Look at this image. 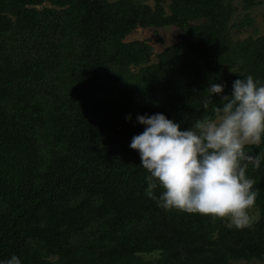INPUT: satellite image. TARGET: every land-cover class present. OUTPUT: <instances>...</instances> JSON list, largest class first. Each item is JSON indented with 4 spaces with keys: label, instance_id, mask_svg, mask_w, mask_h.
Wrapping results in <instances>:
<instances>
[{
    "label": "trees",
    "instance_id": "1",
    "mask_svg": "<svg viewBox=\"0 0 264 264\" xmlns=\"http://www.w3.org/2000/svg\"><path fill=\"white\" fill-rule=\"evenodd\" d=\"M258 3L240 0L234 20L231 0H0V262L228 264L264 255V161L246 172L259 190L257 219L237 230L160 207L129 147L145 128L137 115L163 113L186 130L217 116L235 79L264 84V32L236 35ZM166 25L178 39L155 60L147 38L124 39L136 26ZM213 83L223 92L204 109Z\"/></svg>",
    "mask_w": 264,
    "mask_h": 264
},
{
    "label": "clouds",
    "instance_id": "2",
    "mask_svg": "<svg viewBox=\"0 0 264 264\" xmlns=\"http://www.w3.org/2000/svg\"><path fill=\"white\" fill-rule=\"evenodd\" d=\"M223 89V84H211L203 108ZM220 102L216 118L197 120L186 130L163 113L137 115L145 128L132 137L129 147L139 152L148 173L146 195L160 207L227 219L229 228L243 230L257 219L250 211L259 190L246 172L249 165L258 170L264 161V84L251 75L235 79L231 93L222 95ZM253 146L260 151L253 154ZM0 264L21 261L12 255Z\"/></svg>",
    "mask_w": 264,
    "mask_h": 264
},
{
    "label": "rangeland",
    "instance_id": "3",
    "mask_svg": "<svg viewBox=\"0 0 264 264\" xmlns=\"http://www.w3.org/2000/svg\"><path fill=\"white\" fill-rule=\"evenodd\" d=\"M231 1L234 5L238 7L237 11H235L232 16V18L236 20L242 13V10L239 8L240 0ZM262 12H264V0H260V3L256 4L254 7H252V9H250V13L253 18V22L251 23V25L242 27L236 35L239 37H243L246 34L255 35L264 32V24L262 23L261 17ZM133 38H147L149 42L153 45V50L152 54L150 55V59L155 60L157 51H159L164 45L172 43L178 39V31L176 27L172 25H166L163 27L156 28L136 26L129 34L124 37L125 40ZM254 208L250 211V215L256 217L258 211L256 207ZM150 255V253L143 254L144 257H149ZM228 264H264V255L260 259H237L230 261Z\"/></svg>",
    "mask_w": 264,
    "mask_h": 264
}]
</instances>
